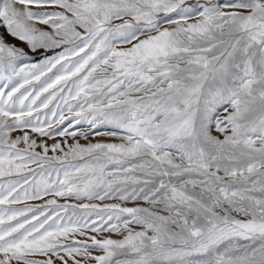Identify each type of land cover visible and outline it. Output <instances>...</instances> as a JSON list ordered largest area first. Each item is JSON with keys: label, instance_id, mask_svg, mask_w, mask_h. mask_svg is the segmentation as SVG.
I'll list each match as a JSON object with an SVG mask.
<instances>
[{"label": "snow or ice", "instance_id": "6c2138e0", "mask_svg": "<svg viewBox=\"0 0 264 264\" xmlns=\"http://www.w3.org/2000/svg\"><path fill=\"white\" fill-rule=\"evenodd\" d=\"M0 264H264V0H0Z\"/></svg>", "mask_w": 264, "mask_h": 264}, {"label": "rangeland", "instance_id": "374dc122", "mask_svg": "<svg viewBox=\"0 0 264 264\" xmlns=\"http://www.w3.org/2000/svg\"><path fill=\"white\" fill-rule=\"evenodd\" d=\"M48 143H49V144H51V143H52V141H51V140H49V141H48ZM81 143H86V141H84V140H81ZM61 202H63V201H61Z\"/></svg>", "mask_w": 264, "mask_h": 264}]
</instances>
